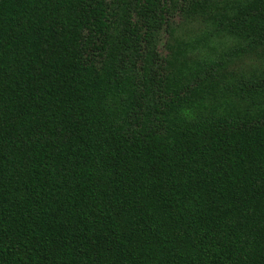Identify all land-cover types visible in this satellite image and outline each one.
<instances>
[{
    "label": "trees",
    "instance_id": "1",
    "mask_svg": "<svg viewBox=\"0 0 264 264\" xmlns=\"http://www.w3.org/2000/svg\"><path fill=\"white\" fill-rule=\"evenodd\" d=\"M0 264H264V0H0Z\"/></svg>",
    "mask_w": 264,
    "mask_h": 264
}]
</instances>
